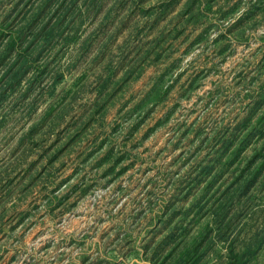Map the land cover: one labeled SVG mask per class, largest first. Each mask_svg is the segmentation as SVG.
<instances>
[{"label":"rangeland","instance_id":"rangeland-1","mask_svg":"<svg viewBox=\"0 0 264 264\" xmlns=\"http://www.w3.org/2000/svg\"><path fill=\"white\" fill-rule=\"evenodd\" d=\"M92 5L0 104V264H264V0Z\"/></svg>","mask_w":264,"mask_h":264},{"label":"trees","instance_id":"trees-1","mask_svg":"<svg viewBox=\"0 0 264 264\" xmlns=\"http://www.w3.org/2000/svg\"><path fill=\"white\" fill-rule=\"evenodd\" d=\"M22 1V0H19ZM27 2V1H26ZM86 8H96L94 7L97 0H84ZM55 4V0H40V3L36 9H31L30 16L27 12H24L23 17L28 21L24 26H19L14 32L9 28L0 27V104L7 98L9 90H14L16 86L22 81L27 70L31 66V61L36 60L42 51L47 46H52L56 40L58 41L59 34H63L64 29L67 26H73L78 22V16H80L78 10V0H70L69 2L65 0H57V7L52 13L49 14V8ZM98 6V5H97ZM12 10V9H11ZM45 10L42 21L37 20L38 17L42 15ZM20 11V10H19ZM28 11V10H27ZM33 14V15H32ZM9 17V16H8ZM5 16V18H8ZM32 17V18H31ZM10 21L6 19L2 20V24L5 26L9 24ZM28 29L35 30L32 37H22L25 31ZM68 42V37H61ZM58 78H55L57 81ZM225 148L229 147V144L225 143ZM241 149L237 148L234 152L235 156H238ZM233 157L229 164L234 162L236 157ZM219 159V158H217ZM252 161H249L250 164ZM264 164V163H263ZM212 165L204 166L203 169H211ZM253 178L247 180L244 185H241V190L246 191L253 184ZM220 238H225L219 235ZM225 240V239H224ZM260 240V241H259ZM264 239L256 238L255 245L257 247L255 250L261 247ZM198 240H194L191 244L186 246L184 250L180 252L178 256L174 258L173 264H200L203 253L207 250L206 248L200 251V244ZM253 244H247L239 254L233 253V249H230V261L229 264H248L250 255L254 254Z\"/></svg>","mask_w":264,"mask_h":264}]
</instances>
